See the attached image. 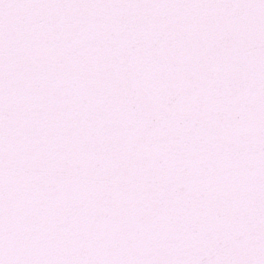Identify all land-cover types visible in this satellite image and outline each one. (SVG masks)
Instances as JSON below:
<instances>
[{"label":"snow or ice","instance_id":"obj_1","mask_svg":"<svg viewBox=\"0 0 264 264\" xmlns=\"http://www.w3.org/2000/svg\"><path fill=\"white\" fill-rule=\"evenodd\" d=\"M0 264H264V0H0Z\"/></svg>","mask_w":264,"mask_h":264}]
</instances>
